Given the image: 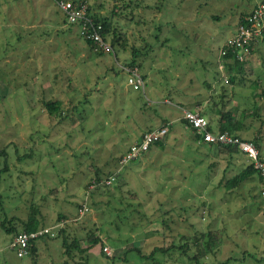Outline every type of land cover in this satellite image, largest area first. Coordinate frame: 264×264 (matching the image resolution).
<instances>
[{"label":"rangeland","instance_id":"374dc122","mask_svg":"<svg viewBox=\"0 0 264 264\" xmlns=\"http://www.w3.org/2000/svg\"><path fill=\"white\" fill-rule=\"evenodd\" d=\"M84 1L92 14L105 17L114 4V0ZM143 1L152 7L133 11L137 24L123 16L130 11L127 7L120 10L122 19L113 20L126 41L124 49H115V63L112 51L93 55L75 39L73 27L60 37L56 30L65 25L64 18L51 0H0V151L7 152L0 220L25 219L31 200L39 206L44 224L63 226L80 238L81 245L86 244L87 230L99 228L97 234L107 246L103 253L126 257L123 262L93 256L87 264H155L126 251L133 245L142 253L168 247L171 237H161L159 213L170 210L176 234L217 232L223 242L212 257L214 263L237 257L227 264H257L254 257H264V206L253 198L258 190L255 179L227 192L218 183L220 174L213 182L215 176L207 168L211 157L186 141L177 142L175 136L170 138L175 151L157 150L146 167L134 162L131 170L124 171L118 156L144 125L159 122L167 109L172 110L170 102L194 109L200 98L209 99L207 86L216 85L218 93L224 87L230 104L235 103L215 60L237 13L261 0H168L161 12L154 7L158 0ZM209 15L222 19L217 23ZM145 43L153 50L138 59L144 87L137 91L126 85L120 67L130 58L132 47ZM249 60L245 71L249 77L261 71L257 78L264 89V65L259 66L257 55ZM84 94L89 103L83 102ZM48 99L61 101L63 107L76 106L80 114L70 121L49 117L42 104ZM216 100L207 108L222 109L220 98ZM244 101L239 102L242 107L247 105ZM259 114L264 117V100ZM212 129L216 131L213 125ZM3 165L0 158V168ZM90 165L100 169L103 178L115 173L109 188L100 187L94 194L86 191ZM84 204L87 209L81 211ZM239 211L242 215L236 216ZM178 214H185L186 220L179 221L183 216ZM9 241L0 229V264H31L28 257L19 260L9 250ZM43 243L37 264H60L59 246L50 240ZM176 255L178 250L171 253ZM154 257L160 263L167 258L159 253Z\"/></svg>","mask_w":264,"mask_h":264},{"label":"trees","instance_id":"16d2710c","mask_svg":"<svg viewBox=\"0 0 264 264\" xmlns=\"http://www.w3.org/2000/svg\"><path fill=\"white\" fill-rule=\"evenodd\" d=\"M59 12L63 15L62 23L65 24L63 27H59L56 32L59 33V36L62 37L63 34H65L66 31H69L70 28L73 27L75 31V39L79 41L84 47H86L93 55L95 56H101L105 52L112 51L113 57L116 59L115 63H117V56L115 53V49L119 52V47L121 49H124L126 45L125 41V35L120 30L119 26L117 25V21L113 22L114 18H120L129 16L130 18L127 20H131L134 22V24L138 23V20L134 19L133 11L139 10L144 7L151 8L152 6L146 5L143 0H114V4L112 5V9L109 12V16H101V15H95L90 12V8L87 5V13L86 18L88 17L91 20V24L96 26H100V30L98 31L100 38L103 42L107 43L109 46L108 51H102L99 49L96 44L91 39H88L85 35H82L80 32V26L86 21L84 20H78L77 22H68L66 15L58 8V1L60 0H51ZM72 3L76 2H84V0H69ZM165 2H168V0H158L154 4V7L161 12V10H164V6L166 5ZM263 3L264 0H261L260 2L255 3L251 9L247 10L246 7L244 10H241L237 13L235 26L233 27V30L229 36H227L223 42L221 47L218 49L217 57H216V64L217 69L219 70L220 78L223 82H225V86L232 90V99H235V103L232 102V106L237 110L238 115L236 117H232L230 108L225 110L229 102L231 101L228 99V92L224 90V87H220L221 92H210L209 94V102L212 103V106L216 105V98H220V104L222 109H217L216 111L210 110V115H213L212 118H208V131L212 134L217 133H224L231 135L232 137L238 138L242 141L251 143L258 151V157L260 160L264 161V155H263V144H264V117H262L259 114V104H262L264 100V89L260 86V80L257 78L253 79L249 77V75L245 72V65L247 64L248 60H239L237 58L238 56V49H236L233 46L227 45L226 41L236 33L237 26L240 23H245V20L248 16L252 14L254 9L258 6V4ZM87 4V3H86ZM163 6V7H162ZM130 9L129 12L124 13L122 16L121 9L125 8ZM57 10V11H58ZM209 19L211 21H215L219 23L221 21V17L218 15H209ZM122 26V25H121ZM94 27H89V30L92 31V29L95 30ZM161 25H159L158 28L160 29ZM262 37H258L256 44H252L249 47V52L252 53L254 51L259 52L264 51V29L261 31ZM155 40L158 41V35L157 33L154 34ZM80 39L83 41V43L80 41ZM66 40V39H65ZM67 41V40H66ZM164 44L162 42L159 43V46H163ZM263 49V50H262ZM153 48L151 45L146 44L142 48H131V56L130 58L122 62L123 66L120 68L122 69V72L125 74V77L127 78V74L124 71V67L127 68H133L137 67V69L140 67L139 58L144 56L146 57L148 54L151 53ZM223 53V54H222ZM261 53V52H259ZM264 60V57H263ZM221 65V67H219ZM139 70V69H138ZM143 78V76H141ZM144 80V78H143ZM208 90L211 91V87L207 86ZM253 89L250 91V89ZM143 90V89H142ZM137 90V91H142ZM219 90V91H220ZM239 92H243L240 95ZM245 92H247V101L245 100ZM83 102L89 103V97L87 98L88 94L83 95ZM240 100L245 102L244 107H242ZM178 102V101H177ZM260 102V103H259ZM171 103V102H170ZM234 103V104H233ZM239 103V104H237ZM259 103V104H258ZM43 108L47 112L49 117H58L60 118V121L63 120H72L73 116H75L76 113L80 114L77 111V107L70 105L68 107H63L62 102L59 100H52L48 99L42 102ZM172 105L176 106L178 108V111H180L181 108L186 109L184 107L185 104L182 103H172ZM202 114H205V111L202 112ZM202 116V115H201ZM213 119L214 127L216 128V131L214 132L210 120ZM183 123L185 121L182 119ZM255 121V122H254ZM257 122V123H256ZM82 123H79V127ZM167 124L165 123L159 127H166ZM256 126L252 130V127ZM157 127V128H159ZM187 127V126H186ZM155 129V128H154ZM152 130V129H150ZM192 132L195 133V131L192 130ZM196 134V133H195ZM196 137H199L198 134H196ZM142 136V135H141ZM138 139V141L141 139ZM198 141L201 138H197ZM137 141V142H138ZM163 141V140H162ZM162 141H158L152 146H160L162 144ZM202 142V141H201ZM203 143V142H202ZM207 144V143H204ZM213 148L214 153V159H225L227 160L228 168L231 166V161L229 160V156L233 154H241L245 158V164L241 166L240 168L236 167V171H234V174L230 177H223L221 178L219 184L223 187H225V190L227 192H230L231 190L236 189L239 187L242 183H244L247 180H256L258 190L254 193L253 198H256L261 205L264 206V200L261 198L260 195V186H261V178L259 175V172L254 169L253 164L250 160H248L244 153L240 152L237 147H230L228 145H222V144H208ZM147 152V151H146ZM145 153V152H144ZM143 154V153H142ZM141 154V155H142ZM140 155V156H141ZM139 156V157H140ZM217 157V158H216ZM0 158L4 160V165L0 168V183H1V177L4 172L7 171V152L4 151V148L0 151ZM18 160H21L22 158L18 157ZM139 158H137L134 161L129 162L124 167H127L131 163L137 161ZM216 163H210L208 164L207 168L208 170L212 169L215 166ZM211 165V167H209ZM93 165H90L89 169L92 172L90 175L87 176L86 182L84 184V188L86 191L91 194L97 193L99 188H109L111 184L110 178H114L116 175L114 172H109L105 175V178L102 177V173L97 168H92ZM123 167V168H124ZM227 168V169H228ZM43 197V196H42ZM1 202V197H0ZM29 203L28 205V214L25 219H20L16 216L12 218H5L4 220H0V229L10 238L9 243L11 242L12 238L16 236L20 232H37L39 230H43L45 228L49 229V232L46 234H41L37 236L35 239L31 240L27 249V254L24 257H28L31 261V264H37V257L39 253L40 247L44 244L45 241H53V243L57 244L60 248V258L62 259V262L60 264H87L89 261L88 259L91 257H99L105 260H120L125 262L126 257L125 255L121 257H117L116 255L113 256H106V253H103L104 247H107L104 241L99 237L97 234L99 232V228L95 229H89L85 232V235L83 239H85L86 244L81 245L80 244V238H78L76 235H69L66 232V229L63 226H48L44 224L42 221V216L40 213L39 206L37 203L29 200L27 201ZM109 201H107V204ZM80 206V205H79ZM83 208H86V205L80 206V210L82 211ZM175 208V207H174ZM87 209V208H86ZM170 210L168 212H160V224L162 229L164 230L161 234L162 238H165V236H170L171 240L169 242L168 247H154L152 250L148 253H142L137 248V246L133 245L131 249H128L126 252L129 253L130 251L136 252L138 258L140 260H147L152 261L155 264H166L165 261H170V264H227L231 260H238L237 257H228L224 261H218L214 263L212 257L219 252V249L222 246V240L217 235V232L213 231H195L194 235L191 237L190 235L183 234V233H177L175 231V228L173 229L170 223L173 224V221L171 218H169ZM242 215V212H238L236 216ZM179 216H183V218H179V221L183 222V220H186L185 214H178ZM61 218V216H59ZM172 228V229H170ZM220 232L224 233V227L223 230ZM225 237L230 238L228 234L225 235ZM8 243V248H9ZM176 243H179L178 245ZM97 248V249H96ZM10 250V249H9ZM103 250V251H102ZM175 250H178V256L171 257V253H173ZM12 251V250H11ZM13 252V251H12ZM105 252V251H104ZM125 252V251H124ZM125 252V253H126ZM14 253V252H13ZM159 253L164 258L167 257L160 262L155 261V255ZM190 253V255H189ZM15 254V253H14ZM250 255L245 253V256ZM16 256V255H15ZM183 256V257H182ZM24 257L18 258L19 260L23 259ZM254 260L257 264H264V257L263 258H255ZM168 264V263H167Z\"/></svg>","mask_w":264,"mask_h":264},{"label":"built area","instance_id":"2783aa9c","mask_svg":"<svg viewBox=\"0 0 264 264\" xmlns=\"http://www.w3.org/2000/svg\"><path fill=\"white\" fill-rule=\"evenodd\" d=\"M58 8L66 15L67 21L77 22L78 20L86 21L80 26V32L85 35L88 39H91L96 46L102 51H108L109 46L103 42L100 38L98 31L100 26L94 27L91 24V20L86 16L87 4L84 2L72 3L69 0L58 1ZM245 23H240L237 26V31L227 41V45L233 46L238 49L239 60H247L251 53L249 47L252 44H256L257 38L262 37V30L264 29V4L260 3L254 9L252 14L248 16ZM89 27L94 29L89 30ZM223 54V53H222ZM221 67V65L219 66ZM124 71L127 74L126 85L130 86L134 90H142L144 87V80L141 77L137 67L127 68L124 67ZM182 119L185 121L186 126L191 130L195 131L196 134L201 138L203 143L207 144H222L230 147H237V149L244 153L246 158L251 161L254 169L259 172L261 178L260 195L264 200V161L258 157L257 149L249 142L242 141L238 138L232 137L231 135L224 133L212 134L208 131V121L199 114L198 111L189 109H180ZM167 135L166 127H159L152 130L145 131L141 139L130 145L126 151L119 156L118 163L121 167H124L129 162L136 160L139 156L148 151V149L158 141L164 140ZM86 209L83 208V211ZM49 232L48 228L39 230L37 232H20L14 236L9 243V249L12 250L16 257L21 258L27 254V249L31 240L35 239L41 234ZM107 252V247L103 249Z\"/></svg>","mask_w":264,"mask_h":264},{"label":"crops","instance_id":"0c3cea01","mask_svg":"<svg viewBox=\"0 0 264 264\" xmlns=\"http://www.w3.org/2000/svg\"><path fill=\"white\" fill-rule=\"evenodd\" d=\"M259 52H261V53H259ZM259 52H256V51L252 52L251 55H250V57L247 59L248 61H247V64L246 65L249 64V61H250L249 59H252L254 57V55H257L258 56L259 61L258 60L257 61H258L259 66L264 65V60H263L264 51H260L259 50ZM246 65H245V68H246ZM259 73L261 74V71H259L258 73H256V75H252L251 78L256 79V76ZM246 74L249 75V73H247V72H246ZM260 74H259V76H260ZM217 89H218V87L216 85H213L212 88H211V91H209V90L208 91L215 93V92L218 91ZM166 100H164V101H166ZM200 100H201V104L198 103V106L196 105L197 107L194 108V109H189L186 104H185L186 106H184V107L186 109H189V110L198 111L199 114L204 117V115L202 114V112H204L205 109L206 110L208 109L207 107H208V105L210 106V102H209L208 99H206V101H203L204 99H201L200 98ZM167 102H169V100H167ZM176 103L179 104L180 102H176ZM167 105H170L171 108H172V110L167 109L168 112L164 113V116L161 117L162 120H159L158 119L159 122H155L154 124L149 123V124L144 125L141 130L137 131L133 135V137L131 139L132 142L129 145H127L129 147L133 143H136L138 141V139L140 138V136L145 131H148L150 129L157 128V127H159V126H161V125H163L165 123H168L167 124V135L164 138V140L162 141V144L160 146H151L148 149L147 152L143 153L139 157V159L137 161H135V162H140L139 164H140V166H142V168L143 167H146V166H148V165H150L152 163V161H153L152 159L154 158V157H152V154H155L157 152V150H160L161 148H165V147L174 150L175 146L172 145V142L170 140V138L173 139L174 136H175V138L178 139L177 142H179V143L186 141V142H188V145H190L192 148H199L201 151L203 150L204 151V154H206L207 156L211 157V159L213 160L214 163H217V164H215V166L217 167L216 170L214 171V168L215 167H213L211 169V171L213 173V176H215V178H213V182H214V180H216V177H217L218 174H220V177H219V182H220L221 178H223V177H230V176H232L234 174V171L231 172V168L232 167H234V168H236V167L240 168L241 166H243V164H245V161H246L245 158L243 157V155L238 154V153L229 156V160L231 161V164H230L231 166H229V168H228V165H227L228 164L227 163V160L222 159V158L221 159H218V160H215L213 158L215 156L214 153H213V148L210 145H208V144L202 143L200 141V139L198 141L197 138H199V137H196L197 135L194 132H192V130L190 128L186 127V124L183 123L182 117H181V114H180V111H178V108L176 106L172 105V103H168ZM188 106H190V105H188ZM230 106H232V104H230V102H229L228 107H226L225 110H227V109L230 108L232 117H236L237 118V115H238L237 110H235L234 107H230ZM208 111H210V108L208 109ZM209 113H211V111ZM212 116L213 115H210V116H208V118H212ZM209 122L211 124V127H212V125L214 126L213 119L210 120ZM171 129H172V131H171ZM127 146H126L125 150H123L119 154V156L122 155L126 151V149L128 148ZM263 149H264V144H263ZM130 165H132V163ZM130 165H128L127 167H124V171L131 170ZM209 167H211V165H209ZM213 182H210V183H213ZM206 189H207V187H206ZM210 190H211V188L208 191H210ZM204 192H206V191H204Z\"/></svg>","mask_w":264,"mask_h":264}]
</instances>
